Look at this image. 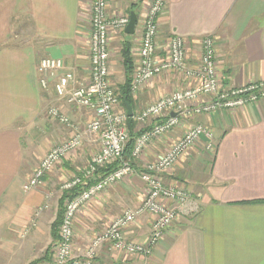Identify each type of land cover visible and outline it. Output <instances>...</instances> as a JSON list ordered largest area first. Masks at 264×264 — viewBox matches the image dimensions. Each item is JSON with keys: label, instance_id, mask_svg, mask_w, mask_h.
I'll use <instances>...</instances> for the list:
<instances>
[{"label": "crops", "instance_id": "1", "mask_svg": "<svg viewBox=\"0 0 264 264\" xmlns=\"http://www.w3.org/2000/svg\"><path fill=\"white\" fill-rule=\"evenodd\" d=\"M92 1L0 0V264L51 263L57 239L54 224L62 198L60 186L80 173L99 150L96 136L84 135L79 157L76 151L70 153L38 187L24 190L45 154L73 134L70 126L49 118L48 109H60L80 132L93 116L58 100L52 81L45 90L38 83V62L43 57L60 59L64 71L73 74L77 82L88 79ZM151 1L107 0L109 17L133 12L137 18L133 35L113 31L108 35V80L115 91L125 80L122 44H131L134 70L140 23ZM163 1L164 10L156 18L159 58L165 56V42L177 35L184 41L187 67L196 68L202 39L209 36L221 87L264 84V0ZM192 85L194 82L180 72L152 78L131 95L133 115L157 99ZM158 121L135 123L133 131L142 133ZM195 124L209 129L214 149L208 150V139L201 137L168 171L159 174L164 185L189 194L193 209L179 210L151 255H127L104 243L96 262L264 264V98L236 110L182 118L170 132L153 138L138 158L127 157L134 174L106 188L77 212L74 254H82L90 240L124 209L143 202L146 189L138 173ZM39 207L43 209L35 217ZM150 232V216L143 214L125 230L124 237L143 243Z\"/></svg>", "mask_w": 264, "mask_h": 264}, {"label": "built area", "instance_id": "2", "mask_svg": "<svg viewBox=\"0 0 264 264\" xmlns=\"http://www.w3.org/2000/svg\"><path fill=\"white\" fill-rule=\"evenodd\" d=\"M106 7L107 0H93L90 6L88 22L90 68L85 82H77L73 74L65 72L60 59L43 57L38 62V83L42 89H47L52 81L58 100L70 107L85 109L93 116L86 122L85 131L80 132L60 109L57 107L48 109V117L60 124L70 126L73 134L45 154L24 185V190L38 187L42 178L52 171L56 164L81 147L84 135H95L99 143V150L91 155L87 166L60 186L62 192L70 191L79 185L84 189L74 198L65 201L64 213L58 227V240L54 245L50 264H97V251L104 243H108L113 250L127 255L144 257L151 255L166 230L176 219L179 210L194 207L185 190L164 185L159 174L168 171L201 137L208 139L206 144L208 150L214 149L209 129L201 124L192 125L161 157L147 163L138 173L146 189L143 202L137 207L124 209L105 229L90 240L82 254H74L73 226L80 208L106 188L123 182L134 174L130 159L124 155L129 138L128 117L120 104L115 88L108 80L110 56L108 35L110 31L122 33L129 22V14L109 17ZM164 7L163 0H152L142 16L140 44L130 81V94H134L152 78L172 71L180 72L186 80L193 81L194 85L157 99L131 117L136 123L159 120L135 138L131 159L138 158L153 138L167 134L178 126L182 118L208 115L220 110H236L264 98L263 83L248 84L238 88L220 86L216 74L214 43L209 36L202 39L199 66L196 68L187 67L184 41L177 35H172L165 42L163 46L165 56L159 58L156 18ZM201 97L208 99L201 101ZM113 165L115 167L111 171L100 173L101 169ZM42 209V207L37 208L34 216L37 217ZM143 214L149 215L151 219V232L148 238L144 243L126 240L125 230ZM31 225L34 226V221Z\"/></svg>", "mask_w": 264, "mask_h": 264}, {"label": "trees", "instance_id": "3", "mask_svg": "<svg viewBox=\"0 0 264 264\" xmlns=\"http://www.w3.org/2000/svg\"><path fill=\"white\" fill-rule=\"evenodd\" d=\"M131 44L129 42H124L122 44V49H121V57H122V64L124 67V73H125V80L124 83L119 87V90L116 91V93L118 94V98L120 100V104L122 107H124V102L129 103V105L131 106V94H130V81H131V74L133 71V60H132V56H131ZM135 121L133 118H128L127 119V128H128V141L126 143L125 146V150H124V155L125 157H130L131 154V150L133 148L134 142H135V138L140 134V133H135L134 127H135ZM115 166H108L106 168H103L100 170L101 174H104L106 172L111 171ZM84 189L83 186L79 185L74 187L72 190L70 191H63L62 192V198L60 200V208L58 210V216L56 219V222L54 224V231H53V235L55 236L56 242L58 240V227L61 223L62 220V216L64 213V205H63V201H66L67 199H72L75 196H77L82 190ZM37 263V262H36ZM31 263V264H36Z\"/></svg>", "mask_w": 264, "mask_h": 264}, {"label": "water", "instance_id": "4", "mask_svg": "<svg viewBox=\"0 0 264 264\" xmlns=\"http://www.w3.org/2000/svg\"><path fill=\"white\" fill-rule=\"evenodd\" d=\"M136 20H137V18L135 16V14L133 12H130L129 13V22L123 31L125 35H133L134 34V28H135ZM124 109H125L127 117L131 118L133 116V112H132V108L129 105V103L124 102Z\"/></svg>", "mask_w": 264, "mask_h": 264}, {"label": "rangeland", "instance_id": "5", "mask_svg": "<svg viewBox=\"0 0 264 264\" xmlns=\"http://www.w3.org/2000/svg\"><path fill=\"white\" fill-rule=\"evenodd\" d=\"M121 58H122V57H121ZM78 151H79V149H78V150H77L75 153H76V154H77V156L79 157V155H78V154H79V153H78ZM143 243H144V242H143Z\"/></svg>", "mask_w": 264, "mask_h": 264}]
</instances>
